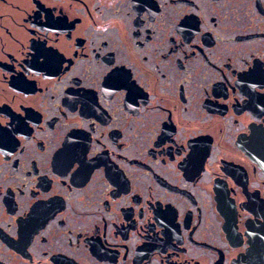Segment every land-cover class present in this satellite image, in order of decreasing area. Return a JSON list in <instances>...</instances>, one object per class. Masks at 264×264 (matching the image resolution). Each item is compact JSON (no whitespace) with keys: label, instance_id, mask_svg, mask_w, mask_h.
Wrapping results in <instances>:
<instances>
[{"label":"flooded vegetation","instance_id":"flooded-vegetation-1","mask_svg":"<svg viewBox=\"0 0 264 264\" xmlns=\"http://www.w3.org/2000/svg\"><path fill=\"white\" fill-rule=\"evenodd\" d=\"M0 264H264V0H0Z\"/></svg>","mask_w":264,"mask_h":264}]
</instances>
